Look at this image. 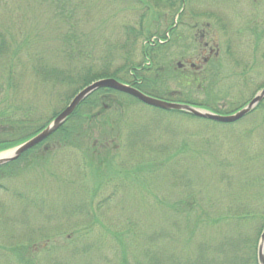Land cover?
I'll return each mask as SVG.
<instances>
[{
  "label": "rangeland",
  "instance_id": "rangeland-1",
  "mask_svg": "<svg viewBox=\"0 0 264 264\" xmlns=\"http://www.w3.org/2000/svg\"><path fill=\"white\" fill-rule=\"evenodd\" d=\"M184 1L183 9L172 13L164 2L153 0H0V39L8 43L0 61V119L27 122L21 128L0 125V136L24 137L66 106L70 88L42 80V68L63 74L84 68L99 73L101 67L112 72L127 62L142 65V47L153 45L145 35H160L171 23L180 31L181 23H189L192 8L198 13L193 22L199 29L209 27L211 35L204 42L209 47L217 44L218 57L205 70L218 73V78L207 90L200 74L191 76L187 66V78L180 85L170 84L168 90L222 111L251 100L264 85V0ZM178 31L170 34L172 44H178ZM69 42L72 48L77 44L81 58H67ZM176 45L168 51L174 67L183 64L174 56L181 52L175 51ZM124 107L121 134L113 138L118 145L114 160L99 179L85 168L80 151L64 147L52 152L42 168L20 163L24 171L0 181L4 186L0 202L5 206L0 217V264H165L164 250H159L160 245H169L165 240L146 246L145 255L143 243L162 230L166 234L169 221L178 223L179 218L160 206L182 198L184 190L177 187L181 180L186 177L199 193L210 194L221 170L218 164L238 173L247 167L236 164L242 150L253 157L252 152L263 149L259 114L228 128L156 114L147 106ZM133 134L139 140L129 146ZM81 187L87 188L82 203L106 201L97 223L86 225L85 219L69 213L73 202L67 201L68 195ZM203 195L202 201L210 199ZM23 199L39 207L27 206ZM259 203L264 207V196ZM113 235L122 237L123 250ZM27 245L34 250H26L21 258L13 247Z\"/></svg>",
  "mask_w": 264,
  "mask_h": 264
},
{
  "label": "trees",
  "instance_id": "trees-1",
  "mask_svg": "<svg viewBox=\"0 0 264 264\" xmlns=\"http://www.w3.org/2000/svg\"><path fill=\"white\" fill-rule=\"evenodd\" d=\"M153 1L154 3L164 2V6L169 8L172 13H176L182 5V0ZM197 15L194 14L193 16ZM174 30L175 27L171 23L164 31H170L171 33ZM152 36L164 39V32L160 35L157 32L145 35L148 39ZM157 44L155 42L153 44L154 47ZM66 45V49H68L66 52L67 58L76 59L82 57L81 53L76 49L78 47L75 42V48H72L71 42L66 43ZM145 47H142L141 50V57L144 58L142 65L134 66L132 63L127 62L112 72H109L107 67H101V72L99 73H93L90 69L84 68L80 69L82 71L78 69V71H67V73L63 74L57 69L50 68L45 70L42 68V80L50 82L52 86H55V84L68 86L71 93L66 98L65 102L67 104L78 91L103 78L116 79L148 96L160 100L182 103L220 115L231 114L247 103L239 105L232 110L222 111L206 104L192 101L188 97L180 96L182 95L180 92L178 94V92L169 91L170 84L180 85L187 76L181 71L174 69V65L171 64L165 49L160 46H156V48H153V46ZM7 50V41L3 38L0 39V61H3ZM205 73L204 76L200 74L201 77L199 79L201 84L207 83L203 88L209 90L212 84H216L215 80L218 78V73H214V71L208 72L207 70ZM191 76L193 75L191 74ZM123 99H126V101ZM106 102H109V104H105ZM126 103L146 108L137 100L122 93L108 89H99L93 92L78 105L65 123L44 142L22 154L17 160L0 166V181L5 179L6 176L16 175L24 171L23 168H19L20 163H27L26 166H34L33 164L38 163L35 168H42L52 152L60 148L64 149V147H71L80 151L85 168L93 172V175L96 174L99 179L103 176L102 173L110 170L109 167L114 160L113 153H116L118 145L116 141H113V138L116 134H121L119 128L123 112L126 109L124 104ZM147 109L160 115L179 116L214 127L228 128L236 126L238 122L245 121L255 116V114H259L263 124V127L259 128L262 137L261 147L263 149L261 151L258 150L257 153L252 152L253 157L248 156L246 150H242L241 154L236 158V164L238 166L242 164L247 167L241 172L235 173L232 171L234 173H229L226 167L227 164H218V168L221 170H218L219 174L216 175L215 183L213 182L210 186V194L202 190L199 193L196 185L184 177L177 185V187H181V190H184L182 198L173 199L174 202L171 204L160 206L161 208L169 209V211H166L169 216L179 218L177 220L178 223L172 222L173 220L169 221L170 230H167L166 234L162 233V230L151 238L149 237V240L143 243L145 248L142 252L145 255V251L147 252L146 246H157L162 240H165L169 245L167 248L160 245L159 249L160 251L164 250L165 264H258L257 249L260 235L264 228V207L259 203L260 196H264V99L252 112L234 124H220L202 120L178 111H162L150 107ZM58 113L59 111L55 112L48 121H45L31 133L24 135V137L10 140L9 138L5 139V133H2L3 135L0 136V152L11 149L38 133ZM24 123L27 124V122H16L9 118L6 120L0 119V125L8 124L11 127L18 125L21 128ZM137 137L139 135L133 134V139L128 140L127 144L130 146L133 140L135 142L139 140ZM254 168H256L255 173L253 172ZM132 171L136 172L139 170L138 168H133ZM0 188H4L1 183ZM85 193H87L86 187L70 192V195H68L69 200L67 201L73 203L68 204L70 207L69 213H72L71 217L77 220L80 218L85 219L84 223L91 225L97 223L95 220L98 217L97 214H100L105 208L104 204L106 201L96 205L82 203L84 202L82 194L84 195ZM90 194L94 196L95 191L90 190ZM203 194L210 196V199L202 201L200 195L204 197ZM31 201V199L25 200L27 206L31 205L32 208L39 207V205ZM75 202H81L82 204ZM66 206H63L61 210L63 211ZM4 208L5 206L0 202V217ZM84 231L86 235V233L91 231V228ZM161 233L165 235L162 239ZM112 239L118 241L122 250L125 248L120 235H113ZM13 248L17 250L18 256L22 258L25 251L30 249L31 246H16ZM44 249L41 251H44ZM152 264L155 263L152 262Z\"/></svg>",
  "mask_w": 264,
  "mask_h": 264
},
{
  "label": "water",
  "instance_id": "water-1",
  "mask_svg": "<svg viewBox=\"0 0 264 264\" xmlns=\"http://www.w3.org/2000/svg\"><path fill=\"white\" fill-rule=\"evenodd\" d=\"M178 65L180 66V64ZM99 89H110L116 92L126 94L149 107H153L164 111L183 112L196 118L205 119L221 124H233L241 120L242 118L247 116L250 112H252L256 108V106L264 99V88H262L259 92L255 94V96L245 106H243L236 112L229 115H218L189 105L166 102L147 96L142 92L134 89L133 87L120 83L111 78L101 79L91 83L87 87L83 88L80 92H78L68 103V105L61 112H59V114L40 132H38L36 135L32 136L28 140L24 141L23 143L9 150L8 154L6 153L7 155L5 157L0 158V166L16 160L21 154L27 152L28 150L32 149L33 147L37 146L38 144L46 140L49 136H51L64 124L66 119L75 111L78 105L86 97H88L90 94H92L93 92ZM263 250H264V228L260 235V240L257 249L258 264H264Z\"/></svg>",
  "mask_w": 264,
  "mask_h": 264
},
{
  "label": "flooded vegetation",
  "instance_id": "flooded-vegetation-1",
  "mask_svg": "<svg viewBox=\"0 0 264 264\" xmlns=\"http://www.w3.org/2000/svg\"><path fill=\"white\" fill-rule=\"evenodd\" d=\"M184 0H182V9L185 6ZM181 9V10H182ZM193 9V8H192ZM191 9L190 16L188 17L189 23H181L180 27L181 30L178 31L175 29V31H178L177 35V41L178 44L171 40V33L170 31L166 33L165 39L158 43V45H155L154 48L162 47L167 51H169V47L172 45H176L175 51H181L176 54H174L175 57H178V59L183 61V64L180 66L176 65L174 69L180 70L182 73L187 74L188 71H186L185 67L188 66L190 73L194 76L195 74H204L206 72V64L211 63V61L216 60L218 57V49L217 44L213 40V47H209V44L207 42H204L206 38L210 37L209 33V27L208 25H205L204 29H199L198 23L193 19L197 16H193L195 13ZM195 10V9H194ZM183 13L181 14V16ZM183 19V16H182ZM198 45V46H197ZM154 46V45H153ZM174 47V46H173ZM195 47H199L198 49H195ZM206 53V54H205ZM200 60V64H196ZM195 62V63H192ZM187 73H186V72Z\"/></svg>",
  "mask_w": 264,
  "mask_h": 264
},
{
  "label": "bare ground",
  "instance_id": "bare-ground-1",
  "mask_svg": "<svg viewBox=\"0 0 264 264\" xmlns=\"http://www.w3.org/2000/svg\"><path fill=\"white\" fill-rule=\"evenodd\" d=\"M8 154V153H7ZM7 154L0 155V158L5 157Z\"/></svg>",
  "mask_w": 264,
  "mask_h": 264
}]
</instances>
